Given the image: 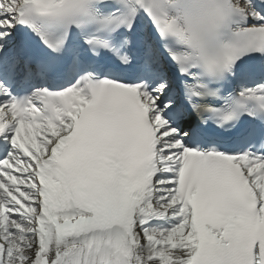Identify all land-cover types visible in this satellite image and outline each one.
<instances>
[{
    "label": "snow or ice",
    "instance_id": "6c2138e0",
    "mask_svg": "<svg viewBox=\"0 0 264 264\" xmlns=\"http://www.w3.org/2000/svg\"><path fill=\"white\" fill-rule=\"evenodd\" d=\"M0 264H264V0H0Z\"/></svg>",
    "mask_w": 264,
    "mask_h": 264
}]
</instances>
